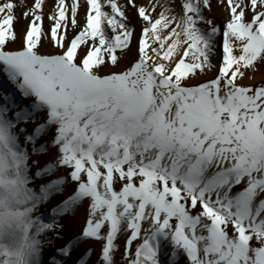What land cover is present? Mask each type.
<instances>
[{
    "label": "snow or ice",
    "instance_id": "1",
    "mask_svg": "<svg viewBox=\"0 0 264 264\" xmlns=\"http://www.w3.org/2000/svg\"><path fill=\"white\" fill-rule=\"evenodd\" d=\"M52 3L46 15V0H0V65L31 100L9 115L14 98L0 95V264H41V235L64 227L34 216L64 179L30 187L56 166L78 188L53 216L86 213L65 258L102 242L100 264H117L123 233L124 264H159L161 240L184 264H264V80L243 83L264 67V0H218L223 27L206 15L212 0H182L179 13L172 0ZM28 144L55 148L56 165L33 161L31 175Z\"/></svg>",
    "mask_w": 264,
    "mask_h": 264
},
{
    "label": "rangeland",
    "instance_id": "2",
    "mask_svg": "<svg viewBox=\"0 0 264 264\" xmlns=\"http://www.w3.org/2000/svg\"><path fill=\"white\" fill-rule=\"evenodd\" d=\"M123 2V0H121ZM139 3H145L147 0H138ZM213 9L211 12H206V15L209 18L215 20L216 24L220 27H223L224 22L226 20L227 14L225 13L223 8L216 7L218 0H212ZM181 4L182 0H172L171 6L174 7L175 13H179L181 11ZM53 3L52 0H46V4L44 7V12L47 15L52 9ZM129 16L133 17L132 23L136 26V40L133 41L132 48L133 53L136 51V44L140 36V21L135 18L134 13L129 11ZM85 12L84 8L82 7L79 10V20L81 24L84 23ZM27 22L21 21V23L16 25L17 32L22 33L24 27H26ZM44 27L47 29L48 21L45 19ZM106 28V25H104ZM202 28L206 27L201 25ZM107 33L110 36L111 30L107 29ZM75 33L69 32V38H71ZM217 44L218 47L216 48V55L213 57V63L219 65L222 61V42L220 38L217 37ZM14 48H19V43L13 45ZM43 52H51L53 48L45 41L44 48L42 49ZM132 59V54H129L127 58L121 61V69H124L128 66L129 61ZM216 72L213 71L207 76L201 77V82H207L209 79L215 78ZM264 80V67L257 68L255 74L252 78L248 80H244L243 83L249 85H256L259 86L261 81ZM2 94H9L14 98L15 107L11 108L9 115L12 113L19 111L31 104V100L25 99L20 91L16 88V86L8 79L3 65H0V95ZM42 117L37 114L36 116V124L41 121ZM24 124H21L20 127H24ZM27 127L29 131H32L35 127V124L28 123ZM21 141H23V136H21ZM40 144H48L45 138H39L36 142V146L39 147ZM23 146V145H22ZM32 147L33 145L28 144L26 145V150L30 154V165H31V175H34L37 171V166L33 164V161H39V167H44L48 164L56 165V162L59 157V153L55 148L48 147L47 151L44 153L32 154ZM69 169L65 167L56 166L53 170L43 176L41 179L35 181L34 184H30V187H34L39 189L41 184H47L52 180H59L64 179V183L59 185L57 189L53 190V194L48 201L43 202L38 211L34 214V216L41 217L42 221L45 223H50L53 219L57 220L61 224L64 225L62 229H57L56 231H48L41 235L42 240V257H41V264H74V261L80 259L84 252L91 250L90 256H84V259L81 260L80 264H84V261H87V264H100L101 262V250H102V242H92L86 243L84 241L81 242L76 248L73 249L74 255L71 258H65L60 254V249L62 247H66L70 244V242L74 241L77 236L82 235V229L86 226V213L81 210L79 212V220L78 222L73 225L70 221L64 219L65 216L72 215V212L69 211L68 213H63L62 215L58 214L55 217L53 216V209L58 208L61 206L65 200L75 194L78 185L75 182H72L69 177ZM79 207V205L75 206ZM146 226V225H145ZM118 245V251L115 253V260L117 264H124V260L122 258V253L124 251V234L121 233L116 241ZM135 245H133L134 249ZM173 251L170 243L168 241L161 240L160 242V250H159V264H170V260L176 259L179 261V264H184L182 258H172L170 257V253Z\"/></svg>",
    "mask_w": 264,
    "mask_h": 264
},
{
    "label": "bare ground",
    "instance_id": "3",
    "mask_svg": "<svg viewBox=\"0 0 264 264\" xmlns=\"http://www.w3.org/2000/svg\"><path fill=\"white\" fill-rule=\"evenodd\" d=\"M47 141V140H46ZM48 143H50L49 141H47Z\"/></svg>",
    "mask_w": 264,
    "mask_h": 264
}]
</instances>
